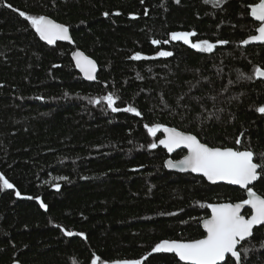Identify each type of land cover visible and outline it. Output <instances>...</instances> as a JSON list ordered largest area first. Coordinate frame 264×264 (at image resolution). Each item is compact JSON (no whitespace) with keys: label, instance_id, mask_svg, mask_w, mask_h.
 Masks as SVG:
<instances>
[{"label":"trees","instance_id":"trees-1","mask_svg":"<svg viewBox=\"0 0 264 264\" xmlns=\"http://www.w3.org/2000/svg\"><path fill=\"white\" fill-rule=\"evenodd\" d=\"M259 1L0 0V173L14 185L0 181V264H93L97 257L96 264H185L152 250L165 240L204 238L210 206L247 194L169 172L158 145L163 134L148 127L251 150L264 162V81L253 75L264 68V45L242 46L259 27L248 9ZM27 15L65 24L75 46L42 41ZM172 32H194L193 40L216 47L197 51L172 41ZM75 48L98 62L96 82L77 71ZM137 52L144 58L133 59ZM109 92L121 111L92 102ZM252 189L264 196V173ZM238 250L241 264H264V226Z\"/></svg>","mask_w":264,"mask_h":264},{"label":"snow or ice","instance_id":"snow-or-ice-1","mask_svg":"<svg viewBox=\"0 0 264 264\" xmlns=\"http://www.w3.org/2000/svg\"><path fill=\"white\" fill-rule=\"evenodd\" d=\"M221 0H217L219 4ZM12 7L11 4L7 5ZM21 16H25L24 12H20ZM105 16L108 13H104ZM251 15L258 21L264 22V0L251 6ZM27 20L31 21V25L39 34L40 38L47 41L49 44L56 43L57 40H71L69 35V28L63 24L57 23L47 16L27 15ZM258 34L251 35L248 39L242 41L244 45L253 41L264 42V23L257 29ZM195 35L194 32H172V41H183L186 44H191L194 49H202L207 52H212L216 47L215 43H210L207 40L192 42L191 37ZM169 40L163 42L158 39H153L154 45L161 43H169ZM220 44H225L227 41H219ZM160 57H168L173 55L170 51H159L157 53ZM140 52L135 53L133 59L141 60ZM76 63L79 68L85 73L90 80H95L96 62L89 57L84 56L82 52L76 53ZM253 75L257 78H264V68H256ZM248 79H252L251 76ZM106 101L108 107L113 112L121 111L116 107V101L119 99L113 93L109 92L102 98L95 99L94 103L99 104ZM127 112L135 113L137 116L141 113L132 106L125 109ZM258 111L264 113V106H261ZM163 131L167 133L164 139L159 140L160 145H164L169 152L174 151L182 145L189 149V155L185 156L179 162L169 160L167 166L169 168L180 167L181 169H191L193 172L203 173L210 181H229L232 184L241 185L248 191L249 198L242 202L235 204H214L212 208L211 218L203 221L204 227L207 229V235L203 239L192 240L189 242L179 240H165L158 243L153 248V252H170L175 253L181 261L188 262V264H219L225 261L227 254L235 258L236 262L241 261V252L238 250V245L243 241L253 236V228L256 225H264V196L257 195L249 185L258 179L261 173H264V162H254L256 154L251 150H235L233 148L209 147L206 143H201L196 135L179 131L173 127H166L160 124H155L148 127V132L155 136L157 132ZM236 143H240L239 140ZM151 148H156L157 144L152 143L149 145ZM264 161V156L261 157ZM259 170V171H258ZM0 181L2 187L5 189H12L14 185L4 178L0 173ZM55 187L59 188L60 185L56 184ZM20 196L19 191L16 192ZM42 206L47 208L46 204ZM245 205H250L252 214L250 218H246L241 214V209ZM67 235L72 236V232ZM83 235V233H81ZM99 260V257L96 258ZM96 260L93 264H96ZM115 264H141L137 260H124L116 261Z\"/></svg>","mask_w":264,"mask_h":264},{"label":"water","instance_id":"water-1","mask_svg":"<svg viewBox=\"0 0 264 264\" xmlns=\"http://www.w3.org/2000/svg\"><path fill=\"white\" fill-rule=\"evenodd\" d=\"M260 2V1H259ZM258 2V3H259ZM257 4V3H256ZM252 5H254V4H252ZM252 5H249L248 6V9H249V13H250V17L256 22V23H258L259 24V26H261L262 25V23H264V22H260V21H258L255 17H253L252 15H251V6ZM49 19H52V20H54L53 18H51V17H49V16H47ZM55 22H57V23H60V22H58V21H56V20H54ZM60 24H63V23H60ZM63 25H65V24H63ZM66 26V25H65ZM68 27V26H67ZM69 28V27H68ZM258 29V28H257ZM37 33V32H36ZM255 34H258V31L256 30V33ZM254 34V35H255ZM37 35H38V37L40 38V36H39V34L37 33ZM69 35L71 36V40H57L56 41V43H59V42H62V43H67V44H70L71 46H75V43H74V40H73V37H72V33H71V31H70V29H69ZM249 38V37H248ZM248 38H246V39H248ZM41 39V38H40ZM42 41H44V42H47V41H45V40H43V39H41ZM48 43V42H47ZM259 46V45H264V42H260V41H253V42H250L249 44H247V45H244L243 43H242V46L243 47H249V46ZM78 52H82L83 54H84V56H86V57H89L90 59H92V60H94L95 62H96V72H95V76H96V79L95 80H90L86 75H85V73L81 70V68H79L78 66H77V63H76V53H78ZM71 58H72V61H73V63H74V65H75V67H76V69H77V71L80 73V75L82 76V78L85 80V81H87V82H91V83H93V82H96L97 81V76H98V73H99V64H98V62L93 58V57H91V56H89L86 52H84L82 49H79V48H75L73 51H72V54H71ZM257 78V77H256ZM258 80H261V81H264V78H257ZM174 128V127H173ZM177 129V128H176ZM177 130H179V129H177ZM179 131H182V130H179ZM161 132H162V134H163V137L161 138V139H164L165 137H166V135H167V133H165L164 131H163V128L161 129ZM183 132H185V131H183ZM186 133H188V132H186ZM192 134V133H191ZM194 135V134H193ZM198 138V137H197ZM199 139V138H198ZM200 140V139H199ZM201 141V140H200ZM201 143H203L202 141H201ZM158 145L160 146V147H162L163 149H165L166 151H167V153H168V155H169V158L166 160V168H167V170L169 171V172H174V173H177V174H182V175H187V174H191V175H194V176H201V177H203L209 184H211V185H219V184H224V185H229V186H232V187H236V188H240V189H242V190H244V191H246V194H247V199L249 198V195H248V191H247V189H245L244 187H242L241 185H236V184H232L231 182H229V181H221V180H216V181H210V180H208V178L203 174V173H198V172H193L191 169H181L180 167H176V168H169L168 166H167V162L169 161V160H171V161H173V162H179V161H181V160H183L184 159V157L185 156H187V155H189V149H187V147H185V146H181V147H179V148H176L174 151H172V152H169L168 151V149L164 146V145H160L159 144V142H158ZM209 146V145H208ZM209 147H211V146H209ZM234 149V148H233ZM236 150V149H235ZM180 151H185L186 152V154L182 157V158H180V159H174L173 158V155L174 154H176L177 152H180ZM244 151V150H243ZM254 162H256L255 160H254ZM257 163V162H256ZM259 171V170H258ZM261 176V175H260ZM260 176L258 177V179L256 180V181H253L250 185H249V187L250 188H252L253 186H255V184L258 182V180L260 179ZM257 193V192H256ZM257 195H260L259 193H257ZM262 196V195H261ZM226 203H230V204H235V203H239V202H235V203H231V202H219V203H216V204H226ZM246 209H249L250 211H251V214H252V209H251V206L250 205H245L242 209H241V214L242 215H244V212H245V210ZM211 215H212V208H210V215L208 216V217H206V218H204L203 220H202V228H203V230H204V232H205V237H206V235H207V229L204 227V225H203V221L205 220V219H209V218H211ZM246 218H250V216H246V215H244ZM264 225H256V226H254V228H253V232H254V230L256 229V228H259V227H263ZM63 230V232H64V234L66 235V236H68V237H73V236H76V235H79L76 231H72V233H73V235L72 236H69V235H67V233L68 232H70V231H67L65 228H63L62 229ZM83 236V235H82ZM204 237V238H205ZM203 239V238H202ZM249 239V238H248ZM247 240V239H246ZM169 241H173V240H169ZM179 241H183V240H179ZM184 242H189V241H184ZM242 244V243H241ZM241 245H238V249H239V247H240ZM164 253H166V254H170V255H175L177 258H178V260L180 261V262H182V263H185V264H188V262H184V261H181L180 259H179V257L175 254V253H170V252H165V251H163ZM228 257H231V254L229 253V254H227L226 255V257H225V261H221V262H219V264H224L225 262H226V260L228 259ZM234 258V257H233ZM145 259V258H144ZM235 259V258H234ZM137 261H140L141 262V264H142V261L143 260H137ZM238 264H241V261H239L238 262Z\"/></svg>","mask_w":264,"mask_h":264},{"label":"rangeland","instance_id":"rangeland-1","mask_svg":"<svg viewBox=\"0 0 264 264\" xmlns=\"http://www.w3.org/2000/svg\"><path fill=\"white\" fill-rule=\"evenodd\" d=\"M190 40L192 41V42H199V41H203V40H193L192 38H190ZM183 42V41H182ZM189 46H191V44L189 43L188 44ZM197 51H201V52H207V51H204V50H202V49H196ZM214 50V49H213ZM106 264H109V263H106ZM110 264H115V262L114 263H110Z\"/></svg>","mask_w":264,"mask_h":264}]
</instances>
